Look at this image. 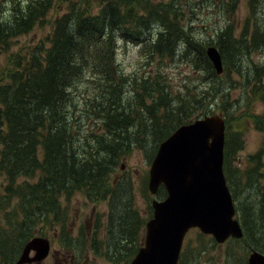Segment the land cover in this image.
Listing matches in <instances>:
<instances>
[{
  "label": "trees",
  "instance_id": "1",
  "mask_svg": "<svg viewBox=\"0 0 264 264\" xmlns=\"http://www.w3.org/2000/svg\"><path fill=\"white\" fill-rule=\"evenodd\" d=\"M82 1L54 19L48 46L11 54L8 68L0 72V215L7 226H0V253L6 254L4 238L13 234L10 230L18 227L24 235L33 234L42 223L49 229L61 223L62 242L71 248L73 239L66 234L60 198L69 200L81 193L88 201L107 202L103 236L98 237L100 224L95 221L92 243L79 237L82 248L93 244L98 255L117 262L121 255L130 261L140 247L145 218L134 206V183L121 170V159L134 149H146V142L154 149L178 125L208 113L209 99L215 94L222 106L216 102L213 111L224 116L226 125L224 175L243 231L233 240H243L264 254L263 151L249 155L244 167L232 170L236 153L243 148L242 131L249 124L264 130V114H252L249 104L245 112H227L224 102L236 85L244 87L246 100L264 102V62L250 61L251 53L264 46V0H248L250 17L242 30L234 35L227 22L213 36L214 42L197 38L189 23L182 21L191 0H129L127 4L98 0L101 8L94 14L90 1ZM54 2L0 0V49L8 50L15 37L43 23ZM134 2H144L146 8L137 9ZM139 10H147V16L138 17ZM133 19L137 24L131 26ZM154 24L160 28L152 40L148 34ZM116 35L140 45L141 58L150 63L146 66H162L179 56L196 79L185 80L175 93L165 85L160 67L128 80L115 63ZM210 43L220 51L221 75L206 56ZM180 45L184 50L177 55ZM144 69L143 65L138 70ZM146 109L150 124L144 120ZM141 192L147 193L145 185ZM165 194L160 185L156 196ZM183 260L181 254L178 264Z\"/></svg>",
  "mask_w": 264,
  "mask_h": 264
},
{
  "label": "rangeland",
  "instance_id": "2",
  "mask_svg": "<svg viewBox=\"0 0 264 264\" xmlns=\"http://www.w3.org/2000/svg\"><path fill=\"white\" fill-rule=\"evenodd\" d=\"M80 1L82 0H55L53 8L44 18L43 23L36 24L29 32L15 37L8 50L0 49V72L8 68V58L11 54L27 53L34 46L40 44L45 47L48 46L47 37L51 33L54 19L69 10V7L73 5V3H80ZM89 1L91 13L94 14L99 8H101V6H98V0ZM128 1L129 0H119L122 4H127ZM156 1L157 0H153L151 2L156 3ZM247 2L248 0H191L189 5H185L181 19L183 22L187 21L189 23L197 38L212 41L215 33L227 22L232 25L234 35H237L242 30L246 19L250 17ZM81 3H84V1ZM133 4L137 9L146 8L144 2L140 3V5H136L135 2ZM146 12L147 10L144 12L139 10L138 17H146ZM133 20L135 22H132L131 26L137 24V20ZM159 28L160 27L156 24L151 25L148 37L153 40L156 37ZM114 46L115 63L121 68L122 73L128 78V80L136 75L140 76L148 73L149 70H155L157 67H160L159 69L163 74L165 85L168 88L170 87L172 92L175 93L177 88L183 86L185 80L196 79L194 78L196 77V74L192 72L191 66L184 60H180L179 56H177L176 60L168 59V62H164L162 66L157 63L146 66L145 63L148 59L141 58L143 56H141L140 53V45L125 41L120 35H116ZM183 47V45L178 46L176 50L177 55L182 53L184 50ZM251 54L250 61L259 63L264 62V46L262 50H255ZM248 62L249 61H246V63ZM147 64H150L149 61ZM143 65L145 66V69L143 71L138 70ZM154 74L155 71L152 72V75ZM232 78L235 79V81L239 80L235 73H232ZM225 83L228 84L227 81H225ZM196 84L200 85L198 82H196ZM262 87L264 92V78L262 79ZM80 89H83V87H80ZM244 91L245 89L241 85H236L229 89V95L224 101L226 111L230 112L235 109L233 113H242L247 110V105L249 104V112L254 115L264 114V102L257 98L246 100L245 96H247L248 93L245 94ZM258 93L261 95L260 91H258ZM220 99L221 97L213 94L209 99L212 110H209L208 113H202L200 116L216 113L213 111V108L216 102L222 106ZM148 113L149 110L146 109L144 113L146 118L144 117V120L147 124H150L151 119L149 115L147 116ZM241 122H243V119H240L238 124L240 125ZM244 125L246 126V124ZM242 127L244 129V126ZM242 132L244 133L243 148L236 153L235 161L232 163V170L235 167L240 169L244 167L248 160V156L259 151H263L264 162V130H257L255 126L249 124L247 125L246 130H243ZM150 139L151 138L149 137V140ZM160 142L155 145L154 149H152V145L150 147L149 142H146V149H134L129 155L121 159L119 163L121 170H125V172L132 178L134 183V206L138 210V213L145 218V222L152 216L151 200L154 198L163 199L166 196L165 194L163 197L158 198L157 196L152 195L148 188L146 194L141 192L144 185L145 188L147 187L149 167ZM262 171L264 175V166ZM240 198L241 197L239 196V203H241ZM60 203L61 206L65 208L66 213V234L73 239V243H71L72 247L67 249L65 243L62 242L65 236L60 233L59 235L53 234V231L56 230L58 233L61 229V223L51 224L54 228L48 229L46 236L49 240L51 239L52 243L50 247L52 253L48 257L49 259L45 261V264H54V261L57 260L60 261L59 264H68L70 263V260L68 259L65 261L62 257V255L68 254H70V256L72 255L76 264H128L129 261L126 262L127 258L125 259V257H122L121 255L118 256V262L105 258L103 254L98 255L95 251L96 247L93 244L85 243V241H90V243H92L90 240V233L93 232L92 228L97 224L95 221L99 220L100 224V227L97 230L98 237L101 238L103 236L107 213L106 201L91 202L81 193H75L69 200H65L64 197H61ZM0 226L7 227L3 222L1 215ZM12 232L14 231H9L10 234ZM144 235L145 231H143L140 246L143 244ZM79 237H83V240H85L83 241V243H85L83 248ZM17 239L19 238L17 237ZM19 244L20 242L16 240L14 242L10 236L9 238H4L3 246H8L6 250L8 260H11V258L15 256ZM181 248V254H184L182 264H246L249 253L253 249L249 244H245L243 240L234 241L232 239L227 242L218 243L214 239H211L209 235L201 233L197 228H190L184 237ZM101 252L103 253L104 250H101Z\"/></svg>",
  "mask_w": 264,
  "mask_h": 264
},
{
  "label": "water",
  "instance_id": "3",
  "mask_svg": "<svg viewBox=\"0 0 264 264\" xmlns=\"http://www.w3.org/2000/svg\"><path fill=\"white\" fill-rule=\"evenodd\" d=\"M205 53L215 73L223 72L218 48L209 44ZM225 121L209 114L178 126L157 147L149 167L147 187L155 194L162 184L163 199H152V216L145 222L144 242L129 264H177L186 232L197 227L216 242L240 238L242 229L234 218L235 205L223 172ZM48 239L28 240L16 264L47 255ZM246 264H264V254L251 250Z\"/></svg>",
  "mask_w": 264,
  "mask_h": 264
},
{
  "label": "flooded vegetation",
  "instance_id": "4",
  "mask_svg": "<svg viewBox=\"0 0 264 264\" xmlns=\"http://www.w3.org/2000/svg\"><path fill=\"white\" fill-rule=\"evenodd\" d=\"M49 228L47 227V224L45 223H42L41 224V228L39 229V231H36L34 232L33 234H30L29 232H27L25 235L22 233V232H19L18 231V227L15 228L14 232H12L13 234L10 235L11 238L13 239V241L15 242L18 241L20 242L19 244V247H18V250H17V253L15 254L14 257L11 258V260H8L7 259V256L6 254H3L2 252L0 253V264H16L17 260L19 259L23 249H24V246L26 244V242L28 240H30L32 237L34 236H37V237H47L46 236V232ZM59 233L61 234V232L58 231V233L55 231H53V234L55 235H59ZM17 237L19 239H17ZM48 238V237H47ZM49 240V239H48ZM51 239L49 240V244L51 245ZM1 250V248H0ZM36 250L35 249H32L29 251L28 253V258L30 259L29 261L25 262V263H22V264H45V261L47 259H49L48 257L51 255V247L49 248V251H48V254L47 256H45L44 258H42L41 260L40 259H37L36 258ZM62 255V254H61ZM96 255V254H95ZM62 257L64 258L63 260H70V263L68 264H76L72 255L70 256V254L68 255H62ZM60 261L57 260V261H54V264H59ZM63 264V263H62Z\"/></svg>",
  "mask_w": 264,
  "mask_h": 264
}]
</instances>
